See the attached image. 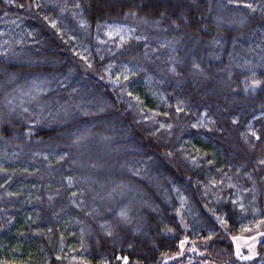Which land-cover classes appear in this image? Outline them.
<instances>
[{
  "label": "trees",
  "instance_id": "1",
  "mask_svg": "<svg viewBox=\"0 0 264 264\" xmlns=\"http://www.w3.org/2000/svg\"><path fill=\"white\" fill-rule=\"evenodd\" d=\"M263 224L264 0H0V264H264Z\"/></svg>",
  "mask_w": 264,
  "mask_h": 264
},
{
  "label": "rangeland",
  "instance_id": "2",
  "mask_svg": "<svg viewBox=\"0 0 264 264\" xmlns=\"http://www.w3.org/2000/svg\"><path fill=\"white\" fill-rule=\"evenodd\" d=\"M264 237V224L263 226L252 232L245 235L233 236L232 239L234 241L236 254L241 260H249L256 256L257 244L261 238ZM196 255L200 254L199 252H195ZM187 261L182 264H211L199 261L198 258L187 257ZM199 262V263H197Z\"/></svg>",
  "mask_w": 264,
  "mask_h": 264
}]
</instances>
